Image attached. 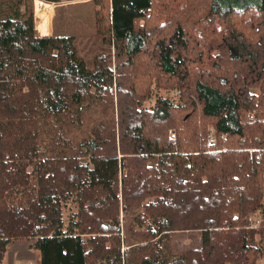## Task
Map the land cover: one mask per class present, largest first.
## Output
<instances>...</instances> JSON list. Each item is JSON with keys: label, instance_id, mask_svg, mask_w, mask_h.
<instances>
[{"label": "trees", "instance_id": "1", "mask_svg": "<svg viewBox=\"0 0 264 264\" xmlns=\"http://www.w3.org/2000/svg\"><path fill=\"white\" fill-rule=\"evenodd\" d=\"M34 1L0 0V264L18 238L37 264L264 258V0H89L90 68ZM177 233L198 246L160 258Z\"/></svg>", "mask_w": 264, "mask_h": 264}, {"label": "rangeland", "instance_id": "2", "mask_svg": "<svg viewBox=\"0 0 264 264\" xmlns=\"http://www.w3.org/2000/svg\"><path fill=\"white\" fill-rule=\"evenodd\" d=\"M35 1L33 3L35 31L39 36H44L48 28V35H50L52 30V35L73 37L77 55L87 63L89 68L95 56L108 51V47L96 35L94 24L95 7L89 0L71 3L62 2L59 5L47 4L40 0ZM175 95L176 93L174 94V92L156 91L153 98L145 103V106L151 107L157 98H175ZM208 137L213 138L212 135ZM142 212L143 210L138 211V213ZM67 213L68 209L66 208L65 217ZM251 216L258 222L259 226L264 225V215L261 217L260 213L255 212L247 217ZM247 217L246 224L249 225ZM133 228L139 231L141 227L132 226ZM120 235L124 239H130L129 243H137L126 229ZM34 242V240L27 238L11 240L6 246L3 264H37L39 256L33 248ZM198 243L199 237L197 233L173 234L171 238L163 239L161 243H158L160 258L172 259L188 248L197 247ZM123 245L125 246L126 243H123ZM257 264H264V258H260Z\"/></svg>", "mask_w": 264, "mask_h": 264}, {"label": "built area", "instance_id": "3", "mask_svg": "<svg viewBox=\"0 0 264 264\" xmlns=\"http://www.w3.org/2000/svg\"><path fill=\"white\" fill-rule=\"evenodd\" d=\"M172 138H174V135H171ZM214 142V138L212 137H208V143H213ZM256 159H259V155L256 157ZM262 215V214H260ZM263 216V215H262ZM247 222L249 223V225H247L249 228H253L256 229L259 227V224L257 221H255L252 217H247Z\"/></svg>", "mask_w": 264, "mask_h": 264}, {"label": "crops", "instance_id": "4", "mask_svg": "<svg viewBox=\"0 0 264 264\" xmlns=\"http://www.w3.org/2000/svg\"><path fill=\"white\" fill-rule=\"evenodd\" d=\"M35 2H37V1H35ZM36 34H37V33H36ZM37 36H39V35L37 34ZM49 36H52V30H51L50 35H48V28H47V32H46V34H45L44 36H40V37H49Z\"/></svg>", "mask_w": 264, "mask_h": 264}, {"label": "bare ground", "instance_id": "5", "mask_svg": "<svg viewBox=\"0 0 264 264\" xmlns=\"http://www.w3.org/2000/svg\"><path fill=\"white\" fill-rule=\"evenodd\" d=\"M263 214V213H262ZM252 217V216H251ZM261 217H263V216H261ZM264 219V218H263Z\"/></svg>", "mask_w": 264, "mask_h": 264}]
</instances>
